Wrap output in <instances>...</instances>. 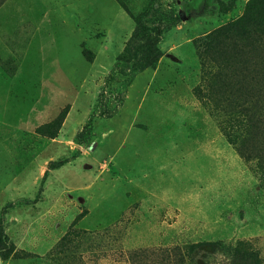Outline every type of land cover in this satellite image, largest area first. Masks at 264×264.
Listing matches in <instances>:
<instances>
[{"label": "rangeland", "instance_id": "374dc122", "mask_svg": "<svg viewBox=\"0 0 264 264\" xmlns=\"http://www.w3.org/2000/svg\"><path fill=\"white\" fill-rule=\"evenodd\" d=\"M248 2L220 12L214 0H0V220L30 255L0 264H133V251L157 253L138 264H248L243 248L235 251L240 241L264 264L258 161L241 159L190 94L201 75L194 40L241 16ZM136 17L161 38L149 43L161 49L158 61L138 72L124 60ZM248 56L261 58L249 70L264 73V28L260 50ZM157 67L154 92L180 82L191 110L180 116L172 104L160 128L141 104ZM169 144L212 156L213 165L180 167L188 152L162 151ZM149 145L159 148L139 151ZM159 164L168 168L160 182L171 207L132 183L135 166ZM74 228L88 233L71 242L74 259L52 255ZM189 244L194 253L183 263L158 256Z\"/></svg>", "mask_w": 264, "mask_h": 264}, {"label": "trees", "instance_id": "16d2710c", "mask_svg": "<svg viewBox=\"0 0 264 264\" xmlns=\"http://www.w3.org/2000/svg\"><path fill=\"white\" fill-rule=\"evenodd\" d=\"M220 12H228L232 0H214ZM235 2V0H234ZM132 37L124 49L125 61L133 63L134 72L152 67L161 56L156 45L161 40L158 28L143 26L136 17ZM264 0H249L244 12L230 22L218 27L202 38L194 40L200 61V81L193 88V94L206 112L216 118L218 127L228 143L245 162L256 159L259 165L261 183L264 186V88L262 68L249 70L248 62H260V57L248 56L251 47L260 50L263 42ZM156 42V45H149ZM64 115L61 114L50 125L58 127ZM42 127L38 128V132ZM262 136L263 138H259ZM259 138V139H258ZM87 231L70 229L52 255L63 259H74V239L87 235ZM208 245V244H201ZM212 245V244H210ZM195 244L183 248L158 251L163 261L183 263L194 253ZM243 248L245 262L260 264L257 254L247 241H240L236 252ZM156 252L133 251L129 258L138 264L145 257ZM30 255L19 250L5 235L0 220V258L24 259ZM62 259V260H63ZM64 260V261H65ZM66 262V261H65ZM246 262V263H247ZM68 264V263H65Z\"/></svg>", "mask_w": 264, "mask_h": 264}, {"label": "crops", "instance_id": "0c3cea01", "mask_svg": "<svg viewBox=\"0 0 264 264\" xmlns=\"http://www.w3.org/2000/svg\"><path fill=\"white\" fill-rule=\"evenodd\" d=\"M153 72L154 73H152L150 75L152 78H151V80H149V83L146 86V92H145L144 97L142 98L141 104H142V107H144V104H146L147 102L149 103L148 107L147 106L144 107V111L147 110V112L149 114L148 117L152 118L154 120V122H151L152 125L155 126V128H157V127L160 128V127H162V124L160 123V121L165 120L168 115H171L172 111H170L169 108L171 107L172 104H174V105L176 104L179 106V108L183 109V110L179 111L180 116H185V114H183V113H189L190 109H188L187 106H185V104H184V100H183L184 95H183L182 90L185 87L180 82H173V83H168V84L161 82L160 83L162 86L161 89L154 92L155 89L153 88L154 85H152V84L157 80L158 77H160V75L158 76L159 68L157 67L155 70H153ZM171 74H172L171 69H169V71L167 70V72L164 73V76L170 77ZM198 82L193 86V88L198 84ZM193 88L190 89V94L193 98V105L198 104L199 110H201V112H204L208 115L206 110L201 106L200 102L194 96ZM155 122L157 123V125ZM155 145H149V146H143V147L140 146L139 151L142 148L143 149L147 148L148 151L154 152L156 149L159 148L158 146H155ZM203 148H204L203 145L199 144L197 150L202 151V153L204 154ZM162 151L168 152V153L175 152V153H180V154L182 152H186V153L188 152L187 154H185V156L182 155L183 157H185V162H186L185 167H184V164H182V166H180V167H183L185 169L187 167L188 169L189 168L197 169V171H199L198 170L199 167H202L204 169V167H206L205 165H209V164H211L210 166L213 165L212 164V161H213L212 156L208 157L207 155L206 156L203 155L204 156L203 159L199 160L197 152H195L192 149L184 150L178 144L166 145ZM189 152H190V154H189ZM182 156H181V158H182ZM191 163H193V164H191ZM189 164L194 165V168H192L191 165L189 166ZM210 166H208V167H210ZM167 169H168L167 166L163 167L160 164L155 169L150 170V171L139 170L135 166V168L133 169V172H132V183L135 185H138V187H137L138 189H140L141 186H146L147 192H148L150 198H153V199L159 201L164 206L168 205L169 207H171L173 204V202L171 200V197H172L171 191H168L166 189L165 183L160 182V178L166 176ZM134 196H135V194L133 193V198H134ZM162 208H164V207H161V209Z\"/></svg>", "mask_w": 264, "mask_h": 264}]
</instances>
